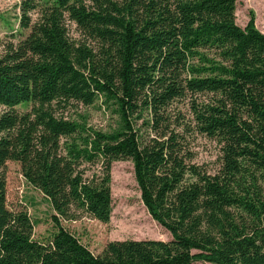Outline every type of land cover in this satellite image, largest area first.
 I'll list each match as a JSON object with an SVG mask.
<instances>
[{
	"label": "trees",
	"instance_id": "1",
	"mask_svg": "<svg viewBox=\"0 0 264 264\" xmlns=\"http://www.w3.org/2000/svg\"><path fill=\"white\" fill-rule=\"evenodd\" d=\"M235 3L19 1L0 37V168L20 165L55 231L33 238L0 172V264H264V33L252 15L236 23ZM96 103L114 115L106 129L80 110ZM197 136L217 145L211 171ZM119 160L170 239L95 254L61 221L109 220Z\"/></svg>",
	"mask_w": 264,
	"mask_h": 264
},
{
	"label": "rangeland",
	"instance_id": "2",
	"mask_svg": "<svg viewBox=\"0 0 264 264\" xmlns=\"http://www.w3.org/2000/svg\"><path fill=\"white\" fill-rule=\"evenodd\" d=\"M19 1L0 0V37L11 28H18ZM234 14L235 21L240 26H244L252 15L255 27L264 33V0H236ZM68 28L73 37L79 35L73 23H69ZM80 110L86 111L88 122L98 128L106 129L114 120V115L104 110L99 103ZM193 144L194 160L211 171L216 165L218 155L216 143L207 137L197 136ZM0 172L5 176L8 207L12 210H26L34 223L33 238L45 241L55 231L50 219L53 211L48 200L38 189L26 182L18 163L7 161L0 168ZM110 176L113 208L109 220L101 222L82 215L74 220H62L61 225L75 234L95 254L112 240L170 239L169 233L149 216L142 204L131 162L114 161Z\"/></svg>",
	"mask_w": 264,
	"mask_h": 264
}]
</instances>
